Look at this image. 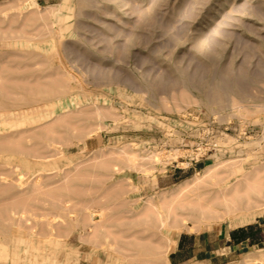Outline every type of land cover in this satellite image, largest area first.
I'll list each match as a JSON object with an SVG mask.
<instances>
[{"label":"rangeland","instance_id":"obj_1","mask_svg":"<svg viewBox=\"0 0 264 264\" xmlns=\"http://www.w3.org/2000/svg\"><path fill=\"white\" fill-rule=\"evenodd\" d=\"M232 230L184 264H264V0H0V264H172Z\"/></svg>","mask_w":264,"mask_h":264},{"label":"crops","instance_id":"obj_2","mask_svg":"<svg viewBox=\"0 0 264 264\" xmlns=\"http://www.w3.org/2000/svg\"><path fill=\"white\" fill-rule=\"evenodd\" d=\"M242 233L243 231L232 230L219 233L215 237L209 232L183 233V236L176 242V249L171 253L170 263L184 264L196 258L211 261L226 258L250 242V237Z\"/></svg>","mask_w":264,"mask_h":264},{"label":"bare ground","instance_id":"obj_3","mask_svg":"<svg viewBox=\"0 0 264 264\" xmlns=\"http://www.w3.org/2000/svg\"><path fill=\"white\" fill-rule=\"evenodd\" d=\"M28 1H29V0H28ZM10 3H11V2H10ZM17 6H18V5H17ZM13 8H17V7L14 6ZM17 9H18V8H17ZM19 10H20V9H19ZM25 12H26V11H25ZM234 103H235V102H234ZM6 112H7V111H6ZM28 112H29V111H28ZM4 113H5V111H4ZM4 113H3V114H4ZM25 113H26V112H25ZM23 114H24V112H23ZM19 115H21V114H19ZM28 115H29V113H28ZM26 116H27V113H26ZM29 116H30V115H29ZM23 117L25 118V116H23ZM45 119H46V118H45ZM16 121H17V120H16ZM22 123H23V122H22ZM17 125H18V124H17ZM13 127H14V126H13ZM123 151H124V150H123ZM130 153H131V152H130ZM133 153H134V151H133ZM133 153L131 154V156H132V157H135L136 153H135V155H133ZM126 155H127V154H126ZM153 155H154V154H153ZM129 158H130V157H129ZM150 158H151V157H150ZM133 159H134V158H133ZM139 159H140V158H139ZM148 159H149V158H148ZM129 160H130V159H129ZM131 160H132V159H131ZM242 162H243V161H242ZM218 164H219V163H218ZM225 164H226V163H225ZM239 164H240V163H239ZM237 165H238V164H237ZM220 166L222 167L223 165L221 164ZM229 167H230V166H229ZM218 168H219V167H218ZM218 168H217V169L215 168L214 170L218 171ZM232 168H233V167H232ZM219 169H220V168H219ZM229 169L231 170V167H230ZM236 169H237V168H236ZM205 171H206V170H205ZM208 171H210V170H208ZM208 171H206L205 173H206V174L208 173V175H209L211 172L209 173ZM212 171H213V170H212ZM231 171H232V170H231ZM238 171H239V170H238ZM238 171H237V172H238ZM213 172H214V171H213ZM237 172H236V173H237ZM214 173H215V172H214ZM227 173H229V172H227ZM236 173L233 172V173H231V174H234V175H235ZM225 174H226V173H225ZM231 174H230L229 176H231ZM201 175H202V174H201ZM208 175H207V176H208ZM211 175H213V174H211ZM211 175H209V177H210ZM217 175H218V177H220L222 174H221V175H220V174H215V178H217V177H216ZM223 175H224V174H223ZM227 175H228V174H227ZM229 176H228V178H229ZM200 177H201V176H200ZM200 177H199V178H200ZM202 177H203V176H202ZM202 177H201V179H202ZM205 177H206V176H205ZM205 177H204V178H205ZM209 177H208V178H209ZM206 178H207V177H206ZM212 178H213V177H211V179H212ZM201 179L198 180V179L196 178V179H195L196 183H198L197 181H201ZM240 179H241V178H240ZM245 179H246V178H245ZM193 180H194V179H193ZM202 180H203V179H202ZM215 180H216V179H215ZM223 180H224V179H223ZM226 180H227V178H226ZM228 180H229V179H228ZM228 180H227V181H228ZM224 181H225V180H224ZM192 182H193V181H192ZM193 183H194V182H193ZM202 183H204V181H203ZM214 183H215V182H214ZM234 183H235V182H234ZM237 183H238V182H237ZM190 184H192V183L190 182L189 184H186V185H187L186 188L188 187V185H189V187H192V186H190ZM204 184H205V183H204ZM196 185H197V184H196ZM201 185H202V184H201ZM218 185H219V184H218ZM198 186H199V185H198ZM198 186H197V187H198ZM189 187L186 189V188H184V186H183L184 191H187L188 189H190ZM228 187H229V186H228ZM230 187H231V188H234V189L236 190V186H235V187L230 186ZM195 188H196V187H195ZM231 188H230V190L226 191V193H225V192L222 193V192H221L222 190H221L220 192H221L222 197H220L219 199H222V200H224V201L226 202V201H227L226 197H228L227 192H228V193L233 192V191H231ZM237 188H239V187H237ZM193 189H194V188H193ZM193 189H191V191H192ZM228 189H229V188H228ZM226 190H227V189H226ZM232 190H233V189H232ZM235 190H234V192H235ZM180 191H181V190L177 191V193L179 192V193L177 194V196H176V193H175V195H173V193H172V195H173V196H172V197H173L172 199H174L175 197H176V199H177V197L179 196V194H183V193H185V192H181V193H180ZM194 191H195V189H194ZM230 191H231V192H230ZM187 192H188V191H187ZM217 192H219V191H217ZM220 192H219V193H220ZM234 192L231 193L232 198H233V194H234ZM191 193H192V192H191ZM236 193H237V192H236ZM187 194H188V193H187ZM239 194H240V193H239ZM168 195H169V194H168ZM174 196H175V197H174ZM197 196H200V194L197 195ZM237 196H238V195H237ZM217 197H218V195H217ZM198 198H201V196L198 197ZM229 198H230V196H229ZM237 198H238V197H237ZM167 199H168V201H169L170 196H169ZM234 199H235V198H234ZM235 200H236V199H235ZM235 200H234V201H235ZM163 201H165L166 204H167V202H168L167 200H163ZM252 201H254V200H252ZM161 202H162V201H161ZM165 202L162 203L161 206H162L163 204H164V206H165ZM193 202H194V201H193ZM197 202H198V201H197ZM225 202H224V203H225ZM227 202H229V201H227ZM232 202H233V201H232ZM156 203H157V202H156ZM156 203H153V205L156 204ZM168 203H169V202H168ZM185 203H186V202H185ZM234 203H235V202H234ZM234 203H233V206H234ZM256 203H257V201H256ZM159 204H160V203H159ZM172 204H173V203H172ZM192 204H193V203H192ZM211 204H212V203H211ZM211 204H209V205H211ZM227 204H228V203H227ZM227 204H226V205H227ZM229 204H230V203H229ZM229 204H228L227 206H225V207H226V209H225L226 212H225V214H224L223 216H226L227 214H228V215H232V214L235 213V209H236L235 206H234V208H233V207L231 206L232 203H231V205H229ZM236 204H237V203H236ZM200 205H201L200 207L198 206V207H199V211H197V212H196L197 214L195 213L196 216L194 215L193 217H194V218L196 217L195 219H196L197 222H201V221H204V220L209 221L208 218L206 217L205 212L208 214L210 211H213V210H211V208H212V209H214V208H213V207L209 208V206H208L207 204H205V205L200 204ZM237 205H238V204H237ZM240 205H242V204H239V206H240ZM247 205H248V202H247ZM247 205H246V203H245V206H246V207L249 206V209H251L250 206H252V205H248V206H247ZM253 205L255 206V204H253ZM257 205H258V204H257ZM154 207H155V205H154ZM156 207H157V206H156ZM165 207H166V206H165ZM225 207H224V208H225ZM237 207H238V206H237ZM255 207L257 208V206H255ZM163 208H164V207H163ZM171 208H172V207H171ZM171 208H170V209H171ZM208 208H209L210 211L207 210ZM241 209H242V207H241ZM254 209H255V208H254ZM157 210H158V209H157ZM157 210H156V212H157ZM165 210H169V209H165ZM215 210H217V208H215ZM215 210H214V212H215ZM219 210H220V209H219ZM223 210H224V209H222V211H223ZM237 210H238V209H237ZM237 210H236V213H237ZM239 210H240V209H239ZM252 210H253V209H252ZM207 211H209V212H207ZM243 211H244V210H243ZM167 212H168V213H167V214L165 213L166 215H163V216H165V217H164L165 219L170 220V215H171L170 212H172V211H167ZM239 212H240V211H238V213H239ZM247 212H248V211H247ZM157 213H158V212H157ZM173 213H174V212H173ZM215 213H216V212H215ZM215 213H214V214H215ZM236 213H235V214H236ZM238 213H237V214H238ZM241 213H242V212H241ZM241 213H240V214H241ZM243 213H244V212H243ZM249 213H250V211H249ZM162 214H163V213H162ZM240 214H239V215H240ZM245 214H246V212H245ZM175 215H176V214H175ZM178 215H179V214H178ZM178 215H177V216H178ZM180 215H181V214H180ZM210 215L213 217L212 213H210ZM216 215H218V212L216 213ZM250 215H252V214L250 213ZM250 215H249V216H250ZM163 216H162V217H163ZM172 216H173V215H172ZM177 216H176V217H173V218L176 220V219H178V218L180 217V216H179V217L177 218ZM187 216H188V215H187ZM187 216H186V217H187ZM221 216H222V215H221ZM232 216H233V215H232ZM234 216H235V215H234ZM53 217H54V216H53ZM184 217H185V216H184ZM158 218H159V217H158ZM181 218L183 219V221L186 219V218H183V217H181ZM209 218H210V217H209ZM219 218H220V217H219ZM221 218H222V217H221ZM234 218H235V217H234ZM250 218H252V217H250ZM254 218H255V217H254ZM165 219H161V220H162V221H160V222H161V227H162V225H164ZM174 219H171V220L174 221ZM213 219H214V217H213ZM252 219H253V218H252ZM210 220H211V219H210ZM173 221H172V222H173ZM177 221H178V220H177ZM180 221H181V220H180ZM183 221H182V222H183ZM218 221H219V220H218ZM238 221H239V220H238ZM246 221H248V220H246ZM249 221H250V220H249ZM157 222H158V220H157ZM166 222H169V221H166ZM244 222H245V221H244ZM251 222H252V221H251ZM174 223H175V222H174ZM179 223H180V222L178 221V222L175 224V226H174L173 223H171V224H173V225H170V223H169V226H170V227H171V226H174V227L176 228V225H177V228H178V227L180 228V226L178 225ZM159 224H160V223H159ZM203 224H204V223H203ZM208 224H210V223H208ZM244 224H245V223H244ZM250 224H251V223H250ZM245 225H247V224H245ZM167 226H168V223H167ZM185 226H186V224H185ZM167 228H168V227H167ZM167 228H166V229H167ZM168 229H169V228H168ZM181 230H182V229H181ZM158 231H159V230H158ZM92 236H93V235H92ZM94 237H95V236H94ZM105 238H106V237H105ZM169 242H170V241H169ZM29 245H30V248H31V243H30ZM34 245H35V244H34ZM32 248H33V246H32ZM34 248H35V247H34ZM37 248H38V247H37ZM40 248H41V247H40ZM35 249H36V248H35ZM162 249H164V248H162ZM250 256H251V255H250ZM256 259H257V258H256ZM256 259H253V258H252V259H247V260H245V263H246V264H251V263H252L253 261H255ZM262 259H263V258H262Z\"/></svg>","mask_w":264,"mask_h":264}]
</instances>
